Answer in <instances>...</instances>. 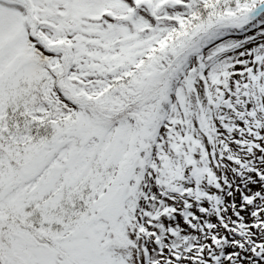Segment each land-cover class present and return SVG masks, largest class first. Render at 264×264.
Wrapping results in <instances>:
<instances>
[{
	"label": "snow or ice",
	"instance_id": "6c2138e0",
	"mask_svg": "<svg viewBox=\"0 0 264 264\" xmlns=\"http://www.w3.org/2000/svg\"><path fill=\"white\" fill-rule=\"evenodd\" d=\"M0 264H264V0H0Z\"/></svg>",
	"mask_w": 264,
	"mask_h": 264
}]
</instances>
